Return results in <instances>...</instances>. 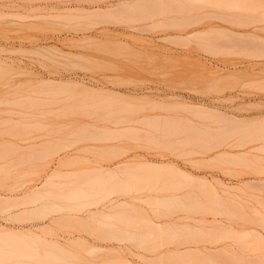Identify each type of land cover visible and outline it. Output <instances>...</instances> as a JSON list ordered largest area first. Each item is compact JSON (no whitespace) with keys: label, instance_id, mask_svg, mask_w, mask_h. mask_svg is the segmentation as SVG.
<instances>
[{"label":"rangeland","instance_id":"obj_1","mask_svg":"<svg viewBox=\"0 0 264 264\" xmlns=\"http://www.w3.org/2000/svg\"><path fill=\"white\" fill-rule=\"evenodd\" d=\"M128 1L134 0H0V105H2L0 120L22 119L21 115L9 113L20 110L16 105L9 106L7 103L8 100L12 101L20 97L15 92L30 90L46 82L52 84L72 82L79 85L83 92L109 94L125 98V100H145L162 107L157 109L148 107L137 114V117L142 115H160L165 118L189 117L196 126L208 127L213 134L218 129L240 126L245 120V125L262 126L259 121L264 122V0H209L206 3L203 2L204 0H195V4L189 2V5L187 2L185 7H181L180 1L176 0H155L156 3L150 0L152 1L151 10L148 7L150 3L142 5L140 2L141 5H139L135 4L137 1L130 2L131 4ZM168 6L171 7L168 8ZM180 7L181 12H179ZM157 8L163 11L165 9L167 12H156ZM150 11L155 12L152 14ZM149 12L152 16L148 14ZM173 22L176 23L173 24ZM154 23L163 24L159 27L153 25ZM176 35L181 38L185 36V39L183 38V41L181 38L172 39ZM165 36H170V42L169 40L165 42ZM160 38L165 40H159ZM259 62L260 65H258ZM100 91L103 92L100 93ZM186 105L222 112L225 120L221 121L222 114H217L215 111V113L211 110L212 113L209 110V113H198L196 109L199 107L191 109ZM225 114L244 121H239L240 125L238 121L234 124L235 120L231 118L227 121L229 118L226 117V119ZM78 120L80 124L89 127L90 125H110L100 123L88 116L80 117ZM1 124L0 130L9 129L11 126L8 123L2 124L3 126ZM142 128L143 131L139 136L129 135L119 138L118 141L89 139L81 141L78 146L88 151L76 152L75 149H71L69 152L71 158H80V165L76 164L63 170L67 174L79 175L92 174V170L100 165L114 167L122 162L137 163L135 168L143 162L171 164L177 170L196 178H207L212 183L216 181L217 195L213 190L211 193V189H208L206 196L210 200L218 196L221 202L225 203L226 208L241 210L239 215L231 219L239 231L252 234L251 231L255 230L264 232L260 225L264 218L259 214V212L264 214V169L256 170L245 165L231 162L216 163L211 160L220 151L243 152L246 148L222 147L194 156L189 151L198 150V148L180 146L176 138L174 140L178 144L176 142L171 144L172 150L168 149V145H164V141L161 145L141 139L146 136L147 130L152 132V129ZM231 137L229 135L226 138H230L228 141H236V136ZM10 140L24 149L39 145L38 143L45 138L39 141L20 142L15 141L17 139L10 135H0V142ZM111 146L127 147V149L125 153L122 152L123 154L119 155L117 153L116 157L109 160H103L96 155L98 147ZM255 154L264 166V152L258 151ZM62 156L53 160L46 169V174L44 172L42 176L35 177L34 184L28 183L21 189L0 188L2 198L22 196L30 189L42 186L46 175L53 172L57 160ZM201 159H207L204 162L208 166L199 165L198 162ZM83 170H85L84 173H82ZM162 178L166 180L176 177L168 174ZM16 180L14 176L7 180L6 184L12 185ZM181 182L184 181L181 180ZM197 191V188L184 185L176 194L184 195L187 192ZM225 191H232L238 197L227 194ZM139 193L143 198L149 195L145 191ZM159 194L166 196L173 192ZM231 198L234 200L232 201ZM51 202L54 201L51 200ZM19 203L21 204L22 201ZM42 203L45 202L33 204V206L23 204L0 206V245H4L2 237L6 231H18L21 228L37 231L45 227L49 228L50 234L47 235L49 239L72 234L75 238L82 237L102 250L105 248V251L99 250L93 255L86 250H81V254L89 263L104 264L124 259L132 264H146L145 260L150 253L137 248L132 242H115L80 234L71 226H62L53 222L56 221L54 217L57 214H47L45 219L31 221H19L13 218L20 211L37 208ZM135 204L140 207V210L150 214L156 222L171 221L173 218L192 214L180 207L178 214L176 212L158 218L155 213V215L152 213L156 212L159 206L154 207L153 204L152 207L148 206L149 202L147 204L146 201L144 204L136 201ZM93 209L91 207V210ZM171 209L166 210L164 207L162 210L169 213ZM193 216L201 215L197 213ZM205 217L214 219L212 214ZM216 217L228 221L225 217ZM104 225L102 224L103 227ZM97 226L99 227L98 224ZM256 240L252 237L243 241L246 245L251 246V242L252 246L259 245L260 249L254 252H243L242 258L216 249L207 243L183 245L179 246V249L182 252L185 251L186 255L190 254L186 252L188 248L204 249L215 256L214 263H207L206 259H200L199 264H262L264 263V247ZM228 243L234 242L228 241ZM202 257L206 255L202 254ZM197 262L194 261L191 264ZM183 263L188 262H176L173 259L168 262V264Z\"/></svg>","mask_w":264,"mask_h":264},{"label":"bare ground","instance_id":"obj_2","mask_svg":"<svg viewBox=\"0 0 264 264\" xmlns=\"http://www.w3.org/2000/svg\"><path fill=\"white\" fill-rule=\"evenodd\" d=\"M134 1H137L135 4L141 2L142 5L150 3L148 7L149 9L152 8V1L150 0ZM134 1L130 2L133 3ZM153 1L155 2V0ZM176 1H180V6L183 7L187 2L195 4L197 0ZM206 1L209 0H204L203 2L206 3ZM130 2L129 4H131ZM129 4L127 5L129 6ZM161 5L163 6V4ZM164 5L167 6V4ZM181 7L179 12H181ZM177 9L179 10V7ZM172 10L169 11L171 12ZM158 11L160 13L167 12L165 9L163 11L157 8L156 12ZM184 11L182 12L184 13ZM150 12L152 13V11ZM150 12L148 14L151 15ZM158 15L160 14L158 13ZM164 23L166 24L165 21ZM175 23L173 22V24ZM162 24L154 23L153 25L160 27ZM190 35L193 37L192 34ZM167 37L165 36V42H168V40L170 42V36ZM165 38H160L159 40L163 41ZM175 38H181V36L176 35L172 39ZM183 38L185 39V36ZM183 38H181L182 41L184 40ZM153 58L156 59L155 57ZM258 65H260V62ZM58 83L46 82L32 87L30 90H25L23 91L24 93L21 91L15 92L20 97L12 101L8 100L7 103H9V106L16 105L20 110H13L9 113L21 115L22 119L0 120V122H4L2 123L4 125L7 123L11 124L9 129L0 130L1 136L10 135L17 139L15 141L20 142L39 141L45 138V140L38 143L39 145L24 149L11 140L0 142V188L21 189L27 186L28 183H35L34 178L42 176L44 172L46 174V169L49 168L53 160L63 155L57 160V165L53 172L46 175L45 181L39 188L30 189L22 196H10L5 199L0 194V206H20L22 204L33 206V204H39L40 202L47 203H42L37 208L24 209L15 214L13 218L15 217L19 221H31L34 219H45L47 214H57L54 217L56 221L53 222L62 226H71L80 234L115 242H132L137 248H142L150 253V256L145 260L146 264H168L170 259L190 264L194 261H198L196 264H199L200 259H206L207 263H214L215 256L204 249L188 248L186 252H190V254L186 255L185 251L182 252L179 249V246L183 245L207 243L216 247V249H221L229 254L233 253L241 258L243 257V252H254L260 249L259 245L252 246V242L250 243L251 246L244 244L243 241L246 239L253 237V239L258 240V243L261 242V246L264 247V232L258 230L251 231L253 234L247 231L241 232L233 225L234 223L231 219L239 215L240 209H228L224 206L225 203L221 202L220 197L217 196L214 200H210L206 196L208 189H211V193L213 190L214 194L217 195L215 193L217 188L216 181L212 183L207 178H196L193 175L179 171V169L177 170L174 165L162 162L151 163L142 161L143 163L136 168L137 163H132V166L131 163L127 162L119 163L114 167L100 165L92 170V174L74 175L67 174L63 170L80 163L79 157L77 159L71 158L69 153L71 149H75L76 152L88 151L78 146L81 141L88 139L118 141L119 138L129 135L139 136L140 132L143 131L142 127L152 129V132L147 130L146 136L141 137V139L161 145L164 141V145H168L170 150L173 149L171 144H174L177 140L181 144L180 146L198 148V150L189 151L194 156L195 154L203 155L222 147H244L246 150L243 152L220 151L211 160L216 163L231 162L252 167L256 170H263L264 166L260 161L261 159L255 153L258 151L264 152V122L261 123L259 121L262 124L260 127H254L251 124V126H248L244 123L246 120H237L234 119V116L228 117L230 115L225 114V118H229L227 121H230L231 118L235 120L233 121L234 124L237 123L236 121H238V125H240L239 121L244 122H241L240 126L218 129L219 131L216 130L217 132L213 134L210 133L208 127L201 128L196 126L195 122L189 117L165 118L160 115H142L137 117V114H140L148 107H151V109L162 108L145 100H125V98L109 94L83 92L80 90L79 85L72 82ZM15 93L14 96L16 95ZM192 107L199 106L191 105L190 108L192 109ZM202 108L196 109L198 113L205 114L209 113L208 110H211V108L207 109L205 107L206 111ZM211 111L217 112L216 110ZM217 114H222V112H217ZM222 115H220L221 121L225 120L224 115ZM84 116L93 117L100 123L110 125H90L91 127H89L80 124L78 118ZM220 116L218 117L219 120ZM154 132L159 134L156 135ZM229 135L232 137L236 136V141H228L230 138L226 137H229ZM175 138L176 140H174ZM163 148L165 150V147ZM126 149L127 147H98L96 155L103 160H109L114 158V156L116 157L117 153L118 155L122 152L125 153ZM206 160L201 159L198 162L199 165L208 166L204 162ZM74 163L75 165H73ZM35 164L37 165L35 166ZM168 174L176 178L162 180V177ZM14 176L17 178L16 182L12 185L6 184L7 180L14 178ZM181 180L184 182H181ZM157 184H160V186L158 187ZM184 185L197 188L198 191L177 195L176 193ZM142 191L149 193V195L143 198L139 193ZM165 192H173V194H167L166 196L159 194ZM225 192L238 197L232 191ZM227 199H230V197H227ZM51 200L54 202H51ZM20 201H22L21 204L19 203ZM136 201H140L143 204L145 201L147 204L149 202L148 206L150 205L151 207L152 204L154 207H162L161 209L157 208L156 212L154 209L151 210L152 212L154 211L152 214L155 213L158 218L172 213L175 214L176 212L178 214L180 207L192 214L173 218L171 221L156 222L150 214L140 210V207L135 204ZM48 202H51V204H48ZM163 206L166 210L168 208L171 209V207L173 209L169 213L163 212ZM91 207L94 209L91 210ZM85 213L87 215H84ZM197 213L201 216H193ZM209 214L214 215L213 220L205 217V215ZM259 214L264 218V214L261 212ZM216 216L225 217L228 221ZM102 224H106L104 225L105 227ZM260 225L264 229V219ZM49 234V228L45 227L37 231L31 228L6 231L2 237L4 245H0V264H92L86 261V258L81 254V250H86L92 255L102 250L82 237L75 238L72 234H69L64 235V237L62 235L59 236L63 239L58 237L49 239L47 237ZM228 241H233L234 243L229 244ZM103 250L105 251V248ZM192 252H197L198 254H193ZM202 254L206 255V257H202ZM201 263L203 262L201 261ZM104 264L132 263L124 259H118L117 261H109Z\"/></svg>","mask_w":264,"mask_h":264}]
</instances>
